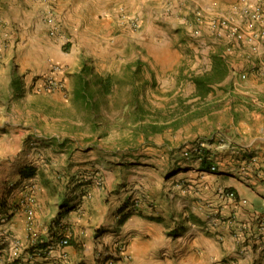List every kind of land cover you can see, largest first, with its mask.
<instances>
[{"label":"rangeland","instance_id":"374dc122","mask_svg":"<svg viewBox=\"0 0 264 264\" xmlns=\"http://www.w3.org/2000/svg\"><path fill=\"white\" fill-rule=\"evenodd\" d=\"M5 1L0 0V25L5 29L0 59H4L3 50L8 53L9 36L24 33L29 20L28 14L18 17L19 9ZM157 6L155 0L133 4L124 20L104 28L91 45L86 40L89 35L80 34V42H75L65 27L60 42L54 40L57 33L40 30L33 42L37 47L41 44L40 51L46 55L35 62L25 61V70L19 73L18 64L24 58L22 53L20 58L15 54L9 62L11 76L8 70L0 73V115L27 126V146L40 148L34 151L39 155L40 172L51 168L52 155L59 156L57 174L65 178L70 167L64 156L85 159L74 170L76 204L65 206L62 212L82 208L90 187L102 188L103 172L111 169L121 176L135 171L134 177L143 171L157 192L174 182L175 170L185 168L186 172V164L205 161L209 164L206 171L222 182L240 179L251 186L262 185L264 192V39L260 41L263 46L248 43L226 28L221 30V23H210L208 32L198 23L173 25L169 15L157 14ZM239 47L248 49L238 54ZM46 61L52 64L51 71L36 76ZM50 76L58 79L55 88L48 86ZM34 111L43 112V118ZM230 138L245 147L228 146ZM252 139L261 148L247 146ZM139 201L129 198L127 211L137 212ZM34 218L35 211L31 233L26 214L29 243L25 248L21 245L22 253L30 257L35 246L52 245L64 236L71 245L69 224L60 226L54 219L51 227L60 232L54 233L52 241H41L34 232ZM101 228L94 231L95 237ZM33 233L35 246H31ZM125 252L124 240H118L100 264H116ZM23 259L21 254L19 260ZM12 261L18 264V259ZM22 263L30 264L28 260Z\"/></svg>","mask_w":264,"mask_h":264},{"label":"crops","instance_id":"0c3cea01","mask_svg":"<svg viewBox=\"0 0 264 264\" xmlns=\"http://www.w3.org/2000/svg\"><path fill=\"white\" fill-rule=\"evenodd\" d=\"M145 1L148 0H6L12 8L19 9L18 17L28 14L29 20L25 22L27 28L24 33L13 32L9 36L8 53L3 50L4 59H0L7 67L0 65V73L8 70L11 76L9 62L15 54L20 58L22 53L24 58V63L18 64L19 73L24 72L26 62H35L37 58L46 55L40 51L42 45L37 47L33 40L38 37L40 30L48 32L49 25L45 18L50 11L58 28L59 37L54 40L60 42L64 38L65 27L75 42H80L77 37L80 34L89 35L86 40L91 45L95 35L101 36L104 28L118 24L126 12L132 10L133 4ZM155 2L160 8L157 14L161 17L163 14L169 15L173 25L193 22L208 32L206 28H209L210 23L227 21V26L221 30L226 28L233 33L234 27H238L247 35H258L253 42L263 46L260 41L264 39V0ZM257 8L263 14L254 18V10ZM253 19H256L255 29L250 31L247 24ZM2 27L0 25V42L5 39V29ZM246 49L239 47L238 54L245 53ZM51 65L46 61L36 76L48 75ZM27 100L33 101L29 96ZM34 113L38 118L44 114L41 111ZM28 133L26 125L11 121L10 116L4 113L0 115V216H10L7 222L0 225V264H14L9 257L12 238L21 241L23 248L28 246V199L23 198L28 192L34 197L33 226L41 241H52L54 233L60 232L59 228L54 227V219H58L57 223L60 221L57 225L69 224L71 245L64 249L68 264H100L118 240H124L126 252L116 264H264L262 185L251 186L240 179L222 182L216 174L208 173L207 169L202 170L198 162H193L186 164V172L185 168L175 170L176 174L173 172L175 179L170 186L154 192L148 175L143 171H140V177H134L135 171L121 176L118 171L111 169L103 172L105 183L102 188L90 187L89 197L81 203L82 208L66 213L62 212L65 206L73 207L76 204L73 194L78 189L74 187L77 183L73 181L74 170L85 159L68 160L64 156L62 159L67 160L70 167L67 173L69 176L65 178L57 174L60 171L57 167L59 156L52 155L49 161L51 168L40 172L39 155L34 154L40 148L27 146ZM231 143L236 144V148L245 147L232 138L228 146ZM246 145L251 149L261 148L255 139ZM42 149L49 153L47 148ZM172 171L169 170V173ZM31 172L33 176H30ZM164 178L166 175L161 179L162 183ZM179 179L181 182H178ZM134 180L137 182L134 183ZM184 180L190 184L186 185ZM31 184H34L32 190ZM220 187L234 189L239 199H247L248 203L244 205L223 198L219 193L222 189ZM136 197L140 199L139 210L127 211L129 198L132 200ZM152 200L154 203L150 206ZM100 228L95 237L94 231ZM90 235L93 237L88 239ZM23 257L30 264L63 263L58 250L53 251L49 258L29 257L27 252L22 253Z\"/></svg>","mask_w":264,"mask_h":264},{"label":"built area","instance_id":"2783aa9c","mask_svg":"<svg viewBox=\"0 0 264 264\" xmlns=\"http://www.w3.org/2000/svg\"><path fill=\"white\" fill-rule=\"evenodd\" d=\"M263 12L257 8L256 10H254V18H259L260 15H262ZM47 24L49 25V32L52 35H55L57 33V24L55 21V18L52 14V12H48L47 17L45 18ZM255 20L253 19V21H249V23L247 24L248 26V30L252 31L255 29ZM221 26H225L227 25V22H222L220 24ZM233 34H235L238 38L246 40L248 43L249 42H253L255 40V38H257L258 35L256 34H250L247 35L243 30L240 31V29L238 27H234L233 29ZM58 66L55 67L56 70ZM58 85V79L55 78L54 76H50L48 78V86L51 88H55ZM212 169H215L214 166H212ZM220 195L223 198H226L230 201H239L241 203H247L246 199H239L236 195V192H234L233 190H226V189H220ZM28 199V204H27V208H26V214H27V229L31 232L32 231V222H33V216H34V209L32 207V203L34 202V197L32 196H28L25 197V199ZM24 199V200H25ZM26 199V200H27ZM23 200V201H24ZM139 204V203H138ZM137 205V203H136ZM9 220V215H4V216H0V225L3 224L4 222H7ZM33 232V231H32ZM31 232V233H32ZM32 238L33 240L31 241V246H35V238L36 235L33 233L32 234ZM70 241L68 237H61L58 238L52 245H48L46 247H37L35 246L33 249V252L30 254V257H40V258H49L51 256V254L53 253V251L58 250L60 252V259L62 260V264H68L67 262V253L64 250L65 247H67L69 245ZM22 254V249H21V242L17 239L11 240V251H10V259L11 260H16L18 259V264H23L22 262L25 261L23 259V261L19 260V258L21 257ZM109 264H113L112 262H110Z\"/></svg>","mask_w":264,"mask_h":264},{"label":"trees","instance_id":"16d2710c","mask_svg":"<svg viewBox=\"0 0 264 264\" xmlns=\"http://www.w3.org/2000/svg\"><path fill=\"white\" fill-rule=\"evenodd\" d=\"M208 168H209V164L206 163L205 161L202 162V164H201V169H202V170H206V169H208Z\"/></svg>","mask_w":264,"mask_h":264}]
</instances>
